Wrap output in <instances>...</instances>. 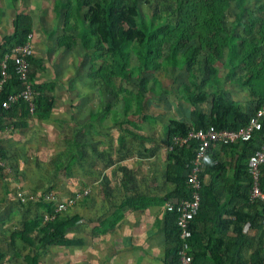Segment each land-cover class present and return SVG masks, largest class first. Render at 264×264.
Masks as SVG:
<instances>
[{"label":"trees","instance_id":"1","mask_svg":"<svg viewBox=\"0 0 264 264\" xmlns=\"http://www.w3.org/2000/svg\"><path fill=\"white\" fill-rule=\"evenodd\" d=\"M59 4L64 25L72 26L69 19L74 15L79 23L71 27L74 31L61 37L63 45L71 49L81 44L86 49H92L96 55L105 54L104 62L96 71L109 90H112L111 84L115 77L131 84L136 83V96L132 93L131 97L125 96L126 106L134 99L139 107L145 106V99L153 91L146 88V73H156L167 67L187 70L188 79L179 78L176 88L177 95L192 106L190 118L187 121L176 118L168 121V142L173 136H185L190 129L214 126L217 129L238 130L264 106V0H59ZM13 28V32L6 34L0 43V84L4 78L2 62L6 55L11 54L14 47L26 44L34 33L33 16L17 13ZM132 53L137 57L134 65H131ZM94 59L91 57L93 68L96 67ZM29 61V80L36 103L34 115L39 120L51 119L55 103L52 93L56 84L36 82V73L44 69L45 62L35 53L29 57ZM198 62L204 64L203 78L195 71ZM218 63L227 68V84H238L249 90L251 98L247 102L234 100L229 92H225V87L217 84L221 72ZM6 73L0 90V108L11 94L23 89L14 69V61L10 58ZM163 91L167 92L166 86ZM2 112L0 130L11 126L20 129L28 127L31 113L25 100L12 103ZM125 130L138 136L127 128ZM263 143L264 122L263 128L256 131L252 139L223 144L219 151L210 150L202 176L209 172L220 177L228 166H233L235 178L224 180L232 187L229 199L237 209L229 211L227 205H219L223 195L215 187L217 180L209 185L203 184L200 210L191 222V264H208V261L212 264L263 263V210L259 208L261 203L258 201L251 203V175L247 168L249 156ZM196 148V141L192 140L187 145L169 151L166 181L175 184V188L164 202H179L191 197L192 190L187 180ZM228 150L235 153L232 164H228L221 156V151ZM71 152L69 158L72 163L65 166L56 164L65 167L67 172L73 170L75 163L74 151ZM0 170L5 175L2 165ZM243 181L246 185H242ZM261 184L264 190V166ZM19 203L27 209L31 205L23 204L21 200ZM37 205L41 209L39 213L25 217L8 232L0 227L3 235L0 264L6 261L9 264H43L41 256L48 253L52 246L70 248L84 245L82 238L68 235L79 221L78 215L69 212L71 208L56 213L55 202L40 201ZM150 205L152 203L148 202L145 207ZM165 210L164 262L181 264L179 252L183 241L177 224L178 212ZM212 210L216 213L212 214ZM45 212L54 214V218L46 220ZM226 213H232L237 218L232 223L235 233L232 237L226 233L231 221L223 220L226 226L221 221ZM6 217L0 216L3 225ZM118 220L115 218L112 226ZM247 222H250L249 230L260 231L258 239L248 231H243ZM200 223L203 227H200ZM253 248L254 251L247 258L246 251Z\"/></svg>","mask_w":264,"mask_h":264},{"label":"crops","instance_id":"2","mask_svg":"<svg viewBox=\"0 0 264 264\" xmlns=\"http://www.w3.org/2000/svg\"><path fill=\"white\" fill-rule=\"evenodd\" d=\"M12 1L14 5L10 6H12L11 9L15 10H13V15L9 17L10 21L7 18L12 24V29L8 32H4L6 30L2 32V28L6 24L2 16L8 15L12 10H10V6H4V8L0 6V43L6 34L13 32V21L17 13H29L33 16L34 32L37 34V31H35L37 26L35 12L24 10L20 6L26 0ZM59 5V0H54L52 3L55 22L53 23V29L45 28L50 33L55 31V23L58 24V28H64V23L58 21L61 13V5ZM40 26L39 24V28ZM35 43L38 44L36 41L33 43L34 53L45 62L44 69L36 73V82L55 83L56 88L52 94L56 101L58 98L57 90L61 83L59 74H64L66 71L63 67H61V72L57 68H53L52 71L50 67L55 66L56 59L63 56L61 53L58 54L57 50L62 44L54 45L48 42L46 44L47 49H42L37 47L39 44L36 46ZM63 48L66 50L65 56L70 52L69 50L80 51L83 48L81 52L84 53V57L89 64L88 75L80 74V77H77L76 80L87 82L88 89L92 91L90 94L87 91L79 90V86L74 85L77 88L78 100L76 101V110L71 114L72 118H75L76 124L73 136L69 137L68 140L69 143L73 139L76 141L77 155L74 156L76 157L74 158L76 174L77 179L82 181L80 188L76 189L78 191L73 193L75 194L84 189L90 190L89 194L82 198L73 212L78 215L79 221L75 227L69 230L68 235L82 238L85 243L82 247L67 248L66 255L59 256V264H165V203L173 201L166 200L164 202V199L175 188V184L166 181L169 153L167 126L168 121L173 118L168 114L167 109L165 112L164 105L167 106L168 104L165 98V102H163V98L156 93V96L152 94V98L147 97L145 99L144 107H141V105L139 107L135 99L126 106L125 96L131 97V94L127 91L126 93L117 92L114 79L111 84L112 90H109L99 77L96 70L99 67L98 64H100L97 61L100 55H96L92 49H86L81 44L71 49L66 46ZM91 57L96 60L95 68L92 66ZM128 84L132 85L131 83ZM71 85L73 86V82ZM237 85L226 84L224 86L225 92H229L234 100L242 102L237 95L245 89ZM235 87L240 89L237 90ZM246 98V100L251 98L250 93L247 94ZM189 106V112L184 118H174L187 121L190 118L192 108L190 103ZM68 107L65 108L71 112V104ZM64 113L65 111H62L63 115ZM56 114L57 111L54 106L51 119L58 122L57 126H61L69 120L61 119V116L56 117ZM80 115L82 116L81 119ZM98 116L101 118L98 119ZM49 120H39L34 114H31L29 125L26 128H30L33 124L42 127ZM125 128L135 132L138 136L130 134ZM23 129L11 126L9 129L0 130V149L2 156L4 155L3 157L8 156L6 158L7 163L12 158L17 159V161L20 159L19 154L12 155L6 148L15 153L13 144L16 145L17 135L22 133L20 130ZM222 147L223 145H219L214 150H222ZM233 150L221 151V156L227 160L228 164L234 162L235 153ZM17 151L21 152V149L17 148ZM67 162L68 158L65 160V163ZM233 169V166H228L220 174V177H215L209 172L202 176L204 185L212 184L213 181L217 180L215 187L223 195L219 205H227L226 208L229 211H234L237 206H233V203L230 202L232 187L224 179L235 178ZM242 185H246V182L243 181ZM148 202H151L152 205L145 207ZM254 202L251 200L252 204ZM259 205V208L263 210L262 205ZM211 213H216V211L212 210ZM115 218L119 220L112 226L111 223ZM223 220L231 221L226 230L227 236H235L234 225L232 224L237 220L235 215L226 213L221 221ZM248 223L250 224V222H247L245 226ZM222 224L227 225L224 221ZM245 226L243 231H248L258 239L260 231L256 229L249 230L250 227L246 228ZM200 227H203L201 223ZM75 228L80 229V233L77 235L71 233V230H75ZM205 228L209 229L210 227L206 226ZM72 249H75V251H72ZM253 251L254 248L246 251L247 258ZM44 255L42 254V256ZM207 263L212 264L210 261Z\"/></svg>","mask_w":264,"mask_h":264},{"label":"rangeland","instance_id":"3","mask_svg":"<svg viewBox=\"0 0 264 264\" xmlns=\"http://www.w3.org/2000/svg\"><path fill=\"white\" fill-rule=\"evenodd\" d=\"M53 1L54 0H26L20 6L23 7L24 10L33 11L36 14L37 26L35 31H37V34L34 32L32 41L33 43L36 41L39 44L35 43L36 46L38 45L37 47L47 49L46 44L48 42L54 45L62 44V46H59L57 50L58 54L61 53L63 56L58 58L56 53H54L58 59H56L57 62H54L56 65L50 68L52 71L53 68H57L60 71L62 70L61 67H63L66 71L64 74H59L61 83L57 90L58 98L55 101L54 106L57 111L56 117L61 116V119H65L66 121L68 119L69 120L67 121L68 123L65 122L61 126H57L58 122L50 119L49 122L45 123L42 127H38L37 125L34 126L33 124L30 128L20 130L22 133H18L16 145L13 144L15 148L13 151H15V153H12L9 148H6L12 155H15L16 153L19 154V161L12 158L7 163L6 158H8V156L3 157L2 154H0V165L5 168V175H2V170H0V216L6 217L5 215L7 214L5 224L3 225V223H0V227L2 229H6L7 232L10 228L20 224L25 217L34 216L41 210L37 205L38 202H30L31 205L28 206V209L27 207L20 205V203L16 204L19 201L17 195L18 192H23L26 195L34 194L37 197H43L48 192L52 191L58 199L65 200L73 195V192L78 191L76 189L80 188V184L82 182L77 179L76 163H74L73 166L74 170L68 172L65 171V167H58L56 164L61 163L65 166L69 162L72 163L68 156L72 153L71 151H74V156L77 155V149L74 145L76 142L75 139L71 142L72 144L68 142L69 137L73 136L76 124V120L75 118H72L71 114L76 110V101L78 100L76 93L77 88L74 85L79 86V90L87 91L91 94L92 90L88 89L87 82H78L79 80H76L77 77H80V74L85 76L88 75L87 69L89 64L87 63L88 60L84 57V53L81 52L83 48H81L80 51H76L75 49L69 50L70 52L66 56L64 55L66 50L63 48L64 46L63 41H61V37H64L71 31H74L71 27L79 25L75 15L69 19V23L72 26L63 25L64 30L60 27L58 28V24L56 23V29L54 32L52 31V33H50L45 29H53V23L55 22V12L52 9ZM10 5H14L12 0H2L0 2V6L3 8L4 6L8 7ZM12 6H10V10L12 11H10L8 15L5 14L2 16V19L4 18L6 21L5 26L2 28V32L4 30H6L4 32H8L12 29V24L9 22V17L13 15V10H15L11 9ZM7 18H9V21ZM63 19L64 16L59 18L58 21ZM39 24L41 25L40 28ZM45 33L46 35H44ZM105 57V54H101L99 56L97 61H99L100 64H98V66L104 62ZM136 63L137 57L135 53H132L131 65ZM218 64L221 72L218 74L219 83L217 84L222 85L221 87L224 88L227 84L225 82L227 68H224V66L221 65L222 63ZM202 68H204V64L202 62H198L195 66V71L199 73L201 78H203ZM187 74L188 72L186 69L180 70L178 67H167L160 69L156 73H146L145 75L147 77L146 88L153 90L147 97L152 98V94L156 96V93H158L159 96L163 98V102L167 99L166 103L168 105H164L165 112L167 109L168 114L173 118H184L190 109L189 103L187 101L183 102L185 100L177 95L178 92L176 88L178 84L177 80L183 77L187 80ZM113 79L117 92L126 93L127 91V93H132V95L136 96V83L130 85L119 77H115ZM72 82L73 86L71 85ZM164 86L167 87L166 93L163 91ZM237 86L241 87L240 85ZM236 89L239 90L240 88ZM244 89L245 90H241V93L237 96L242 102H247L248 100H246V96L250 92H248L246 88ZM170 90H172V92ZM233 94L236 95L235 92H233ZM70 104L72 107L70 108L71 112L67 109ZM117 106H119V104H117ZM62 111H65L64 115L62 114ZM81 117L82 116L80 115V119ZM100 118L101 117L98 116V119ZM17 148H20L21 152L17 151ZM67 158L68 162L65 163ZM27 160H29V162H27ZM57 168H60V170ZM78 203L71 207L70 212H74ZM47 214L48 213L45 212V216H47ZM71 233L73 235H77L80 233V229L75 228V230H71ZM2 236L3 235L0 233V245L2 244ZM66 249L67 248L57 246L52 247L49 253H45V255L41 257V262L44 264H59V256L66 255L68 252ZM72 251H75V249H72ZM5 264L9 263L6 261Z\"/></svg>","mask_w":264,"mask_h":264},{"label":"built area","instance_id":"4","mask_svg":"<svg viewBox=\"0 0 264 264\" xmlns=\"http://www.w3.org/2000/svg\"><path fill=\"white\" fill-rule=\"evenodd\" d=\"M23 45L16 46L12 49L11 54H7L2 62L4 78L0 84V90L2 83L4 82L7 73L9 58L14 61V69L18 75L20 81L23 84V89L17 93L11 94L8 99L2 102V109H8L12 103L25 100L28 103L29 111L33 115L36 110V103L33 95L32 84L29 80V74L31 71V62L29 57L33 55V43L32 37ZM0 108V117L3 112ZM264 122V106L258 109L249 119V122L238 130L217 129L211 126L206 129H190L188 134L173 136L168 144V151H173L176 147H181L189 144L192 140L196 141L197 148L194 159L191 162V169L188 174V184L192 190L191 197L188 199H182L179 202H166L165 207L168 210H176L178 212L177 224L180 228V236L183 241L180 254L181 264H191L192 256L189 253L190 243L189 239L192 236L191 222L199 213L201 206V189L203 186L202 174L206 167V158L209 157L210 150L216 148L219 145L229 144L237 142L239 140L247 141L253 138L256 131L263 128ZM264 166V143L255 150L248 158V172L251 175V194L252 201H258L263 208L262 225L264 226V190L261 184L262 167ZM89 189H84L80 192H76L66 200H59L54 192H48L43 197H37L34 194L26 195L23 192H18V199L23 204L30 202L51 201L55 202V212H66L72 206L76 205L82 198L88 195ZM54 214H47L45 219L54 218ZM248 223L245 227L248 228ZM264 264V260L263 263Z\"/></svg>","mask_w":264,"mask_h":264}]
</instances>
